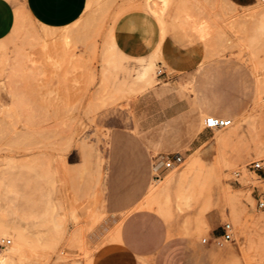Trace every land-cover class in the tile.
<instances>
[{
  "label": "rangeland",
  "instance_id": "obj_1",
  "mask_svg": "<svg viewBox=\"0 0 264 264\" xmlns=\"http://www.w3.org/2000/svg\"><path fill=\"white\" fill-rule=\"evenodd\" d=\"M14 2L21 18L0 40V224L29 243L7 264L103 263L122 249L112 242L129 214L113 209L111 195L144 181L138 208L180 222L200 241L206 214L218 215L232 225L231 264H264V168H249L264 163V0H91L63 28L39 25ZM133 11L152 17L160 43L192 49L197 69L126 55L121 24ZM67 28L69 50L46 57L35 37ZM149 66L152 82L141 75ZM212 115L232 119L238 138L223 143L226 130L205 128ZM176 155L181 162L153 169ZM226 184L239 193L241 222L223 197ZM13 232L0 236V256L16 245Z\"/></svg>",
  "mask_w": 264,
  "mask_h": 264
},
{
  "label": "crops",
  "instance_id": "obj_2",
  "mask_svg": "<svg viewBox=\"0 0 264 264\" xmlns=\"http://www.w3.org/2000/svg\"><path fill=\"white\" fill-rule=\"evenodd\" d=\"M26 12L38 23L50 28L67 27L84 15L89 0H20ZM240 2V0H234ZM17 2L0 0V40L7 38L14 30L17 21ZM123 49L131 58L144 59V63H166L176 72L192 73L202 59L192 49L179 48L175 43H160L159 30L152 17L141 11L130 12L121 24ZM165 79L171 74L163 69ZM175 72V71H174ZM213 116V115H212ZM120 146H133L120 144ZM160 163V164H159ZM164 164L159 159L153 169ZM147 182L135 192L112 194L111 202L116 211H129L119 221L117 229L121 245L117 253L102 264H231L236 258L230 248L217 250L209 242L213 236L223 234L219 216L206 214L207 237L201 241L193 234L186 233L178 221H168L158 212L138 206L146 197ZM118 222V221H117ZM207 239L206 242L203 240ZM221 247V248H224Z\"/></svg>",
  "mask_w": 264,
  "mask_h": 264
},
{
  "label": "bare ground",
  "instance_id": "obj_3",
  "mask_svg": "<svg viewBox=\"0 0 264 264\" xmlns=\"http://www.w3.org/2000/svg\"><path fill=\"white\" fill-rule=\"evenodd\" d=\"M15 1V0H14ZM91 0H89L88 2V5H90ZM152 5V3H151ZM148 8V7H147ZM157 8V7H156ZM29 15V14H28ZM29 17H31L29 15ZM21 18V14L20 12L18 11L17 13V21H19ZM199 26V25H198ZM46 27V26H44ZM68 27V26H67ZM46 28H50V27H46ZM74 28V27H73ZM73 28H67L66 30H64L62 33H48V34H45L44 36H36L35 39L41 41L42 43V47H43V51H44V55L48 58H52V54L54 53H59V49L60 47L63 48V51H68L69 49V37L73 36ZM199 31V30H198ZM203 31V30H201ZM58 43H63L62 46H60ZM3 51V45L0 44V53H2ZM29 56V55H28ZM45 58V57H44ZM48 58H46V60H48ZM54 58V57H53ZM29 59H30V56H29ZM3 59L0 57V64L2 63ZM141 75L143 77H148L151 80L154 79V75H153V72L151 70V67H144L142 72H141ZM147 78V80H148ZM149 81V80H148ZM152 82V81H151ZM115 95V94H114ZM99 98V97H98ZM122 98V97H121ZM120 98V99H121ZM100 99V98H99ZM98 99V100H99ZM99 102V101H98ZM99 104V103H98ZM98 110V109H97ZM96 115V114H95ZM208 117H211V116H208ZM233 122V120H232ZM238 126H236L235 124L232 123L231 126L227 127V128H213L214 130H226V132L224 134L220 133L218 135V139L223 142V143H228V142H231L233 140H236L239 136V132H238ZM259 152H263V150L260 148L259 149ZM24 154V153H23ZM27 154V153H26ZM25 155V154H24ZM67 157V156H66ZM31 158V157H30ZM65 158V157H64ZM27 159V158H26ZM25 159V161H27ZM249 159V158H248ZM23 160V159H22ZM67 160V159H66ZM244 160V154L241 155L239 161H243ZM24 161V162H25ZM33 162V161H32ZM27 163V162H25ZM160 164V163H159ZM157 165L158 168H160L159 166L160 165ZM165 164V162H164ZM245 171L247 170V168L245 167L244 168ZM158 170V169H157ZM172 171V170H171ZM172 174V173H171ZM228 175V173H227ZM226 176V175H225ZM253 176V175H252ZM64 177V176H63ZM169 177V175H168ZM227 177V176H226ZM230 177V176H229ZM245 177V176H244ZM160 179V178H158ZM252 179V177L250 178V180ZM254 179V177H253ZM255 181V180H254ZM248 182H249V179H248ZM247 182V183H248ZM252 182V181H251ZM54 183V182H53ZM227 183V182H226ZM253 183V182H252ZM225 184V183H224ZM255 184V183H254ZM55 186V184L53 185ZM54 190V189H53ZM241 195V194H240ZM223 197L225 198V200L231 205V209H232V213L234 215V218L237 222H241V217L238 213V207H239V204H240V196H239V193L237 192H234L232 190V187L230 188V185L227 186H223ZM105 211V210H104ZM106 212V211H105ZM97 215V214H96ZM96 218V217H95ZM94 218L93 220V224H94V221L96 220ZM98 220V219H97ZM96 220V222L98 223V221ZM95 226V225H94ZM20 228V226H19ZM11 229H13V231H16V234L14 235V239L15 241L17 240L16 242V245H14L12 248H10L8 251L5 252L4 255L0 256V264H7V262L9 261H12V259H14V256L15 254H19V253H23L24 250L27 248L28 246V243H29V238L28 236L26 235L25 232H22L21 230L17 229L16 227H13V226H9V225H1L0 224V236H6V235H12L10 232H13V231H10ZM26 231V230H25ZM109 233V232H108ZM14 234V232H13ZM81 234V233H80ZM77 235V234H76ZM82 235V234H81ZM80 235V236H81ZM107 234L105 233V236ZM13 236V235H12ZM84 236V235H83ZM89 237V236H88ZM104 237V235H103ZM114 237H118V239H113L115 241L112 242V244H117L119 247L123 248L124 246L121 245V241L119 239V234L115 235ZM79 238V237H78ZM81 240H82V236L80 237ZM102 239V237H101ZM103 240V239H102ZM39 241V240H38ZM31 242V241H30ZM100 242V241H99ZM103 242V241H102ZM104 243V242H103ZM31 244V243H30ZM97 244V243H96ZM100 244V243H99ZM32 245V244H31ZM30 245V247H32ZM116 246V245H115ZM117 247V246H116ZM106 248V246H105ZM36 250V248H35ZM27 251V250H26ZM33 251V250H32ZM117 248H116V251L115 253H117ZM25 253V252H24ZM27 253V252H26ZM25 253V254H26ZM114 253V252H113ZM19 256V255H18ZM20 258V257H18ZM27 258V257H26ZM24 260V258H23ZM9 264V263H8ZM100 264V263H99ZM102 264V262H101Z\"/></svg>",
  "mask_w": 264,
  "mask_h": 264
},
{
  "label": "built area",
  "instance_id": "obj_4",
  "mask_svg": "<svg viewBox=\"0 0 264 264\" xmlns=\"http://www.w3.org/2000/svg\"><path fill=\"white\" fill-rule=\"evenodd\" d=\"M161 73V72H160ZM205 128L207 129H213V128H227L232 125V119L227 117H219V116H211L207 117L205 119ZM182 157L179 155H176L173 159H170L165 162L164 167L165 168H171L173 164L177 162H181ZM249 168H252L253 171H261L264 168V163L262 161H254L249 165ZM238 174V173H237ZM160 176H156V178H159ZM258 207L261 209H264V196H258ZM232 225L227 223L223 225V234L220 236H213L209 239V242L217 247H224L228 243H231L234 241L232 234H231ZM204 242L207 241V239L203 240ZM2 245H8L11 244V240H2Z\"/></svg>",
  "mask_w": 264,
  "mask_h": 264
}]
</instances>
